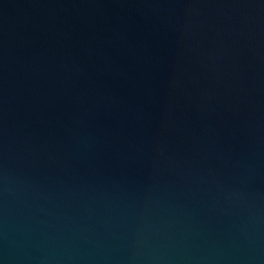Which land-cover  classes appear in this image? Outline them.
<instances>
[{"label": "water", "instance_id": "1", "mask_svg": "<svg viewBox=\"0 0 264 264\" xmlns=\"http://www.w3.org/2000/svg\"><path fill=\"white\" fill-rule=\"evenodd\" d=\"M0 264H264V0H0Z\"/></svg>", "mask_w": 264, "mask_h": 264}]
</instances>
